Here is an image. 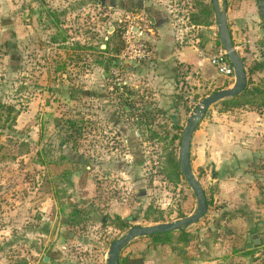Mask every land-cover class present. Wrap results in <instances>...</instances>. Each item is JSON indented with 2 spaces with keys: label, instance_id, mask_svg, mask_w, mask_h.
<instances>
[{
  "label": "rangeland",
  "instance_id": "374dc122",
  "mask_svg": "<svg viewBox=\"0 0 264 264\" xmlns=\"http://www.w3.org/2000/svg\"><path fill=\"white\" fill-rule=\"evenodd\" d=\"M124 1L0 0V264H106L110 243L129 227L159 223L145 222L147 207L154 211L149 220L162 222L196 209L185 179L175 183L162 163L169 152L178 155L182 129L204 92L184 98L181 85L182 106L174 110L165 99L143 98L140 83L124 86L125 69L115 65L126 30L149 27L147 11L167 20L150 38L208 44L210 55L216 47L210 43L221 46L214 14L201 12L200 0H129L128 9ZM248 70L255 73L250 88L261 92L231 105L252 108L264 101V64L250 63ZM144 105L159 110L150 127L135 120L134 109ZM175 119L181 128L173 142L150 138L151 132L170 138ZM197 148L193 171L212 200L218 193L213 167L197 165L203 154ZM212 212L187 229L213 228L220 216ZM114 217L128 228L120 230ZM223 223L224 232H233L225 247L239 249V226Z\"/></svg>",
  "mask_w": 264,
  "mask_h": 264
},
{
  "label": "crops",
  "instance_id": "0c3cea01",
  "mask_svg": "<svg viewBox=\"0 0 264 264\" xmlns=\"http://www.w3.org/2000/svg\"><path fill=\"white\" fill-rule=\"evenodd\" d=\"M259 1L225 0L231 39L245 66L246 87L236 96L220 99L210 105L191 137L192 171L195 143H198V152H203L197 157V165L202 167L208 163L213 167L211 176L207 174L208 171L205 173L217 184L218 193L213 196L206 214L213 210L212 216H220H216L219 223L213 222V228L207 225L203 232L198 231L200 228H184L194 234V238L186 243L152 245L146 236L138 237L123 249L126 253L123 255L141 257L143 264H226L229 260L235 264H264V105L258 104L252 108L231 105L241 99L244 91L252 85V79L255 80V73L248 70L249 64H264V16L260 15ZM142 7L145 11V6ZM146 14L149 15L146 32L140 27L136 31V27L131 29H134L137 38L147 42L149 59L137 63L118 61L116 65L125 69L127 86L134 81L140 83L144 86L142 91L146 90L143 98H147L149 93L151 100L164 102L165 99L174 110L182 106L181 101L176 100L178 95L182 96L178 92L181 85L188 92L184 98L197 97L198 93L204 92V95H198V103L215 91L232 87L234 76L218 73L202 57L207 55L208 44L201 48L194 43L180 46L172 41L152 39L150 37L154 32L164 29L167 20L164 15L159 16L153 11ZM209 46L217 47L218 43L214 41ZM247 71L250 77H247ZM219 76L222 79H216ZM254 84L258 83L255 81ZM209 88L212 90L207 92ZM130 95L134 98L133 94ZM170 123L176 124V119ZM151 124L141 125L150 127ZM245 193H249L250 199L245 198L249 196ZM219 195L220 203L216 204ZM203 217L199 220H203ZM227 220L239 226L236 238L239 249L225 247L228 240L233 238L228 227L225 232L222 230L223 222ZM131 243L137 246L130 247ZM47 263L51 264V261Z\"/></svg>",
  "mask_w": 264,
  "mask_h": 264
},
{
  "label": "water",
  "instance_id": "95a60500",
  "mask_svg": "<svg viewBox=\"0 0 264 264\" xmlns=\"http://www.w3.org/2000/svg\"><path fill=\"white\" fill-rule=\"evenodd\" d=\"M258 4L260 5V15L264 16V0ZM211 5L216 24L218 42L224 49L228 61L233 68L234 83L232 87L215 91L197 103L182 129L177 158L182 176L196 198V209L192 214L179 218L173 222H159L156 224L133 225L129 227L126 232L110 243L107 251L106 264H118L120 253L133 239L184 229L188 225L198 221L207 212L208 206L206 196L199 180L192 171L190 163L192 133L200 120L204 117L210 105L216 103L220 99L236 96L245 89L247 82L244 63L233 45L228 29L225 0H221V3L220 0H211ZM249 247H252V245H249Z\"/></svg>",
  "mask_w": 264,
  "mask_h": 264
},
{
  "label": "trees",
  "instance_id": "16d2710c",
  "mask_svg": "<svg viewBox=\"0 0 264 264\" xmlns=\"http://www.w3.org/2000/svg\"><path fill=\"white\" fill-rule=\"evenodd\" d=\"M200 2H201L200 5L202 6L201 12L205 13L208 17L209 16L212 17L213 16V10H212V5H211V0H209V1L200 0ZM112 34H113V32H112ZM105 50H107V48ZM124 86H127V84L125 83ZM260 92H261V90L257 87L247 88L241 96L243 97L248 93L251 95H255V94L260 93ZM182 97L183 96L180 97V95H178L176 97V100L181 101ZM130 100L131 99H127L125 101L127 102V104L128 103L132 104V101H130ZM246 103L247 102H245L244 104H246ZM255 104H256V101H253L252 105H255ZM237 105L240 106L243 104H242V102H239V103H237ZM259 105H264V101H262ZM0 106H1V104H0ZM127 106L129 107V105H127ZM127 106H125V108H123V109L125 110L127 108ZM183 106L186 107V105H183ZM139 108L140 107H136L134 109L135 120L138 121L139 124H143V123L144 124H150V123H152L154 120L153 118H154L155 112L159 113V110L151 111L149 109V106H147V105H144L142 107V110L141 109L139 110ZM9 110H12V109L9 108ZM151 117L153 120H150ZM0 119H1V113H0ZM180 128L181 127H179V125L174 124L172 126L174 134L170 138H168L169 136L167 134L161 137L157 133H154V132H151L149 136H150V138H156L158 140L160 138H163L164 140L169 139V141L171 143L174 141V139L177 138V135H176L177 130H179ZM162 167L164 168V171L167 174V176L169 178H171V180H173L175 183L179 182V180H181V179H184V177L182 176V173L180 171V168H179V162H178L177 154L169 152L165 158V162L162 163ZM204 194H205V191H204ZM205 196H206L207 206H209L211 203V199L208 198L207 194H205ZM153 212L154 211L151 210L150 207H147V209L145 210V214H144L145 222H162V221H164L162 219V217L153 218L152 221H150L149 219H150L151 215L153 214ZM114 220H115V224L117 225V227L120 230H124V229L128 228V225H127L128 223L125 222L124 220L120 219L119 217H114ZM146 237L150 240V243L152 245H160V244H165V243H169V242L186 243V242H188L194 238V234L189 232V231H186L185 229H181V230L167 232V233L152 234V235H148ZM118 264H143V259L141 257H139V258L133 257L132 254L129 256L128 255H122V252H121L119 255V258H118Z\"/></svg>",
  "mask_w": 264,
  "mask_h": 264
},
{
  "label": "built area",
  "instance_id": "2783aa9c",
  "mask_svg": "<svg viewBox=\"0 0 264 264\" xmlns=\"http://www.w3.org/2000/svg\"><path fill=\"white\" fill-rule=\"evenodd\" d=\"M135 36V33L131 32V29L126 30L125 34L123 35V38H125L126 46L119 56L120 62L137 63L149 59V46L145 42L138 43V41L134 39ZM202 57L207 59V61L216 69L218 73L225 76H233V68L228 61V58L222 46L214 47L210 55H202ZM114 74L115 76H119L120 71L115 72ZM125 83L126 82L124 81L123 84Z\"/></svg>",
  "mask_w": 264,
  "mask_h": 264
},
{
  "label": "flooded vegetation",
  "instance_id": "af4514ba",
  "mask_svg": "<svg viewBox=\"0 0 264 264\" xmlns=\"http://www.w3.org/2000/svg\"><path fill=\"white\" fill-rule=\"evenodd\" d=\"M124 5H125V8L128 9V7H132L133 4L129 1V0H126L124 1ZM138 7L141 9V11H143V7H142V4L139 3L138 4ZM135 28V27H133ZM138 27L135 28V31L137 30ZM131 32L134 33V29H131Z\"/></svg>",
  "mask_w": 264,
  "mask_h": 264
}]
</instances>
